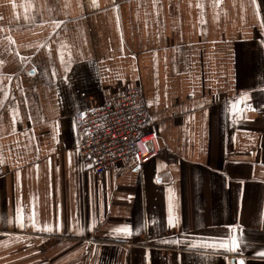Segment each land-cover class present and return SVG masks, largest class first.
Masks as SVG:
<instances>
[{
  "label": "crops",
  "instance_id": "obj_1",
  "mask_svg": "<svg viewBox=\"0 0 264 264\" xmlns=\"http://www.w3.org/2000/svg\"><path fill=\"white\" fill-rule=\"evenodd\" d=\"M137 85L157 157L82 170L74 113ZM241 261L264 264V0H0V264Z\"/></svg>",
  "mask_w": 264,
  "mask_h": 264
},
{
  "label": "built area",
  "instance_id": "obj_2",
  "mask_svg": "<svg viewBox=\"0 0 264 264\" xmlns=\"http://www.w3.org/2000/svg\"><path fill=\"white\" fill-rule=\"evenodd\" d=\"M82 170L102 173L136 158L139 166L159 152L141 86L120 88L102 96L98 105L74 113Z\"/></svg>",
  "mask_w": 264,
  "mask_h": 264
},
{
  "label": "snow or ice",
  "instance_id": "obj_3",
  "mask_svg": "<svg viewBox=\"0 0 264 264\" xmlns=\"http://www.w3.org/2000/svg\"><path fill=\"white\" fill-rule=\"evenodd\" d=\"M254 2H255V0H254ZM169 224H170V226L173 224V219H172L171 215L169 216ZM114 231L124 232L125 234H131V229L127 226L115 229ZM221 246L228 247V243L224 242ZM235 247H236V239L233 237L232 238V248L230 250H234ZM240 264H243V261H241Z\"/></svg>",
  "mask_w": 264,
  "mask_h": 264
}]
</instances>
